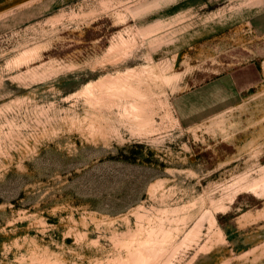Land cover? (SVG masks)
Returning a JSON list of instances; mask_svg holds the SVG:
<instances>
[{"label":"rangeland","instance_id":"obj_1","mask_svg":"<svg viewBox=\"0 0 264 264\" xmlns=\"http://www.w3.org/2000/svg\"><path fill=\"white\" fill-rule=\"evenodd\" d=\"M263 15L0 0V264H264Z\"/></svg>","mask_w":264,"mask_h":264},{"label":"crops","instance_id":"obj_2","mask_svg":"<svg viewBox=\"0 0 264 264\" xmlns=\"http://www.w3.org/2000/svg\"><path fill=\"white\" fill-rule=\"evenodd\" d=\"M252 23H255L257 26H258V28H262V29H264V15L263 16H259V17H256V18H254L253 20H252ZM256 79V78H255ZM245 82V81H244ZM211 91H215V90H212L211 88H208V92H209V94H212L213 95V92L212 93H210V90Z\"/></svg>","mask_w":264,"mask_h":264},{"label":"trees","instance_id":"obj_3","mask_svg":"<svg viewBox=\"0 0 264 264\" xmlns=\"http://www.w3.org/2000/svg\"><path fill=\"white\" fill-rule=\"evenodd\" d=\"M251 65V64H250Z\"/></svg>","mask_w":264,"mask_h":264}]
</instances>
